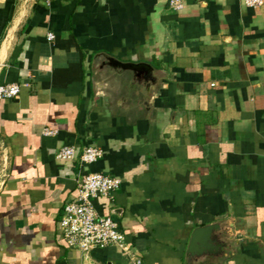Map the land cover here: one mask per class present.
<instances>
[{
	"label": "crops",
	"instance_id": "crops-1",
	"mask_svg": "<svg viewBox=\"0 0 264 264\" xmlns=\"http://www.w3.org/2000/svg\"><path fill=\"white\" fill-rule=\"evenodd\" d=\"M0 37V84L21 85L0 103V264H83L59 226L89 172L121 180L93 203L131 248L95 263L264 264V5L0 0ZM215 222L220 254L189 261Z\"/></svg>",
	"mask_w": 264,
	"mask_h": 264
},
{
	"label": "built area",
	"instance_id": "built-area-1",
	"mask_svg": "<svg viewBox=\"0 0 264 264\" xmlns=\"http://www.w3.org/2000/svg\"><path fill=\"white\" fill-rule=\"evenodd\" d=\"M249 7H260L264 0H241ZM184 0H169V7L175 11L183 8ZM48 39H53V33H48ZM3 40L0 37V49ZM21 89L17 83L0 84V103L4 99L16 97ZM44 133L51 135L53 130L45 129ZM56 156L60 159L73 160L77 157L73 146H65L58 150ZM102 156V150L97 146H86L79 155L83 164H92ZM121 184L118 177L101 172H89L77 181V196L63 207V216L59 230L68 247L88 251L91 248L116 247L123 254L131 255L123 232L116 220L110 216L100 215L93 203L97 197H109ZM139 263V260L135 261Z\"/></svg>",
	"mask_w": 264,
	"mask_h": 264
},
{
	"label": "water",
	"instance_id": "water-1",
	"mask_svg": "<svg viewBox=\"0 0 264 264\" xmlns=\"http://www.w3.org/2000/svg\"><path fill=\"white\" fill-rule=\"evenodd\" d=\"M131 66L139 67L134 64H131ZM220 229L221 224L219 222L195 228L192 231L186 252L188 260L191 261L202 255L218 256L221 252L219 247L221 242L219 234ZM83 257V264H97L91 260L87 251L84 252Z\"/></svg>",
	"mask_w": 264,
	"mask_h": 264
}]
</instances>
